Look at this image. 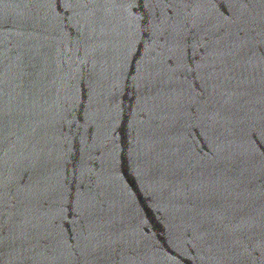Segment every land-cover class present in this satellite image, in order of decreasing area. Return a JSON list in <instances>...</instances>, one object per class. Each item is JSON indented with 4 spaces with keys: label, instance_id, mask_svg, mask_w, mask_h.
<instances>
[{
    "label": "water",
    "instance_id": "95a60500",
    "mask_svg": "<svg viewBox=\"0 0 264 264\" xmlns=\"http://www.w3.org/2000/svg\"><path fill=\"white\" fill-rule=\"evenodd\" d=\"M0 264H264V0H0Z\"/></svg>",
    "mask_w": 264,
    "mask_h": 264
}]
</instances>
